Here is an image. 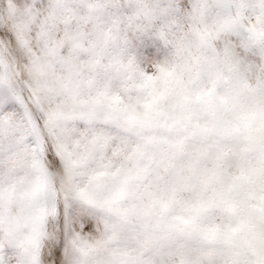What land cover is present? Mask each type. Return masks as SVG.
I'll return each mask as SVG.
<instances>
[{"label":"snow or ice","instance_id":"1","mask_svg":"<svg viewBox=\"0 0 264 264\" xmlns=\"http://www.w3.org/2000/svg\"><path fill=\"white\" fill-rule=\"evenodd\" d=\"M0 264H264V0H0Z\"/></svg>","mask_w":264,"mask_h":264}]
</instances>
